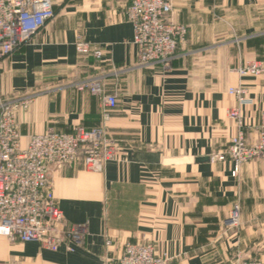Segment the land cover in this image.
Instances as JSON below:
<instances>
[{
	"label": "crops",
	"instance_id": "1",
	"mask_svg": "<svg viewBox=\"0 0 264 264\" xmlns=\"http://www.w3.org/2000/svg\"><path fill=\"white\" fill-rule=\"evenodd\" d=\"M170 20L187 28L171 68L137 60L130 0H52L54 18L0 62V95L33 96L16 116L20 144L49 129L71 133L99 126L98 99L72 84L100 77L117 108L106 134L118 154L102 171L82 160L52 168L53 197L66 224L85 223L83 243L68 251L0 236L2 264H104L126 244H151L167 264H264V159L234 176L224 154L238 109L250 142L264 111V74L240 77L246 63L264 62V0H169ZM104 49L78 55L77 39ZM245 90L238 102L230 89ZM234 205L240 226L227 229ZM111 243L106 247V242Z\"/></svg>",
	"mask_w": 264,
	"mask_h": 264
},
{
	"label": "built area",
	"instance_id": "2",
	"mask_svg": "<svg viewBox=\"0 0 264 264\" xmlns=\"http://www.w3.org/2000/svg\"><path fill=\"white\" fill-rule=\"evenodd\" d=\"M169 0H130L127 20L133 29V44L137 47L140 67L171 68L178 45L185 41L187 28L170 20ZM55 16L52 0H0V62L27 45L36 33ZM78 55L96 60L104 57V49L93 47L79 38L74 43ZM240 77H259L264 74V62L255 60L238 67ZM78 93H86L99 100L102 111L100 124L91 129L75 127L71 133L49 129L31 135L24 146L20 144L16 116L27 110L33 96L5 99L0 95V236L21 242L37 243L42 249L57 252L66 244L68 251L79 246L88 234L85 223H65L52 193L49 172L81 159L91 171H102L115 161L117 150L108 139L105 125L117 108V97L108 93L100 77L83 78L72 84ZM238 102L245 90L230 89ZM229 120L237 126L227 151L216 155L220 161L229 159L234 165L233 175L241 165L264 159V111L257 126V140L245 136V125L238 109H230ZM240 226V207L234 205L225 227ZM111 243L106 242V247ZM151 244H126L116 261L105 259L104 264H167ZM2 264V263H0ZM233 264H262L257 260L238 258Z\"/></svg>",
	"mask_w": 264,
	"mask_h": 264
},
{
	"label": "rangeland",
	"instance_id": "3",
	"mask_svg": "<svg viewBox=\"0 0 264 264\" xmlns=\"http://www.w3.org/2000/svg\"><path fill=\"white\" fill-rule=\"evenodd\" d=\"M260 160H263V159H257V160H254V161H260ZM252 162V161H251ZM247 163H249V162H247Z\"/></svg>",
	"mask_w": 264,
	"mask_h": 264
}]
</instances>
